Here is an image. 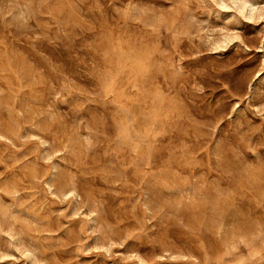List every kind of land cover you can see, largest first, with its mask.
<instances>
[{"label": "rangeland", "instance_id": "374dc122", "mask_svg": "<svg viewBox=\"0 0 264 264\" xmlns=\"http://www.w3.org/2000/svg\"><path fill=\"white\" fill-rule=\"evenodd\" d=\"M0 264H264V0H0Z\"/></svg>", "mask_w": 264, "mask_h": 264}]
</instances>
